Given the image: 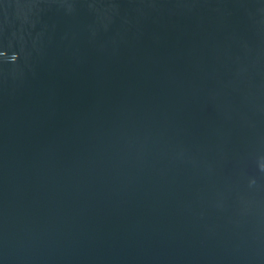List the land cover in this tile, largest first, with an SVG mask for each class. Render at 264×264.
<instances>
[{
  "label": "water",
  "instance_id": "water-1",
  "mask_svg": "<svg viewBox=\"0 0 264 264\" xmlns=\"http://www.w3.org/2000/svg\"><path fill=\"white\" fill-rule=\"evenodd\" d=\"M0 264H264V0H0Z\"/></svg>",
  "mask_w": 264,
  "mask_h": 264
}]
</instances>
